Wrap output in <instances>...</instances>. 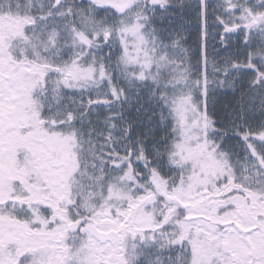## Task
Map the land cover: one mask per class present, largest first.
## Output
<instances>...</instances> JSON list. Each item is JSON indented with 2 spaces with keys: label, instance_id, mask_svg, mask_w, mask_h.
<instances>
[{
  "label": "snow or ice",
  "instance_id": "obj_1",
  "mask_svg": "<svg viewBox=\"0 0 264 264\" xmlns=\"http://www.w3.org/2000/svg\"><path fill=\"white\" fill-rule=\"evenodd\" d=\"M0 264H264V0H0Z\"/></svg>",
  "mask_w": 264,
  "mask_h": 264
}]
</instances>
